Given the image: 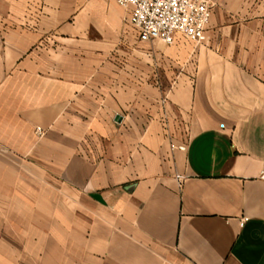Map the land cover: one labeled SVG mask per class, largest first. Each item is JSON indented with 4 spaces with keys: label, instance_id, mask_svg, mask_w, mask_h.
Returning a JSON list of instances; mask_svg holds the SVG:
<instances>
[{
    "label": "crops",
    "instance_id": "0c3cea01",
    "mask_svg": "<svg viewBox=\"0 0 264 264\" xmlns=\"http://www.w3.org/2000/svg\"><path fill=\"white\" fill-rule=\"evenodd\" d=\"M210 1L0 0V264H264V0Z\"/></svg>",
    "mask_w": 264,
    "mask_h": 264
},
{
    "label": "built area",
    "instance_id": "2783aa9c",
    "mask_svg": "<svg viewBox=\"0 0 264 264\" xmlns=\"http://www.w3.org/2000/svg\"><path fill=\"white\" fill-rule=\"evenodd\" d=\"M130 11V23L141 41L173 44L181 34L196 44L206 42L210 0H116ZM260 178L264 180V166ZM247 219L243 218L241 226Z\"/></svg>",
    "mask_w": 264,
    "mask_h": 264
},
{
    "label": "rangeland",
    "instance_id": "374dc122",
    "mask_svg": "<svg viewBox=\"0 0 264 264\" xmlns=\"http://www.w3.org/2000/svg\"><path fill=\"white\" fill-rule=\"evenodd\" d=\"M129 31H133L131 27H130ZM75 262H77V261H75Z\"/></svg>",
    "mask_w": 264,
    "mask_h": 264
}]
</instances>
